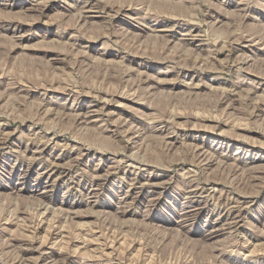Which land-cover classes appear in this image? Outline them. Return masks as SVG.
<instances>
[{"label":"rangeland","instance_id":"374dc122","mask_svg":"<svg viewBox=\"0 0 264 264\" xmlns=\"http://www.w3.org/2000/svg\"><path fill=\"white\" fill-rule=\"evenodd\" d=\"M52 263L264 264V0H0V264Z\"/></svg>","mask_w":264,"mask_h":264},{"label":"bare ground","instance_id":"6f19581e","mask_svg":"<svg viewBox=\"0 0 264 264\" xmlns=\"http://www.w3.org/2000/svg\"><path fill=\"white\" fill-rule=\"evenodd\" d=\"M85 253V252H84ZM53 264V263H52Z\"/></svg>","mask_w":264,"mask_h":264}]
</instances>
